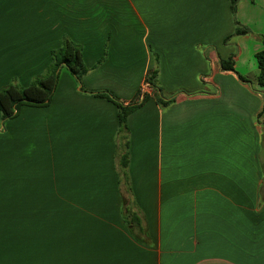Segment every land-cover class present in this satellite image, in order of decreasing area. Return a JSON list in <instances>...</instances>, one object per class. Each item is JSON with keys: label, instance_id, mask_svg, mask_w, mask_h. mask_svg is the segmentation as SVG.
<instances>
[{"label": "crops", "instance_id": "obj_1", "mask_svg": "<svg viewBox=\"0 0 264 264\" xmlns=\"http://www.w3.org/2000/svg\"><path fill=\"white\" fill-rule=\"evenodd\" d=\"M236 22L251 35L224 46ZM263 36L264 0H0V91L64 37L90 69L87 92L61 68L48 107L0 114V264H264ZM90 92L147 101L121 132Z\"/></svg>", "mask_w": 264, "mask_h": 264}, {"label": "trees", "instance_id": "obj_2", "mask_svg": "<svg viewBox=\"0 0 264 264\" xmlns=\"http://www.w3.org/2000/svg\"><path fill=\"white\" fill-rule=\"evenodd\" d=\"M231 3V10L233 14L236 13V8L240 0H229ZM251 32L249 29L236 22L235 33L226 38L223 41L224 46H228L233 37L237 36H249ZM262 43L264 45V36L262 37ZM258 63L259 74L257 77V83L259 86L264 88V50L256 54ZM220 66L222 71L235 72V61L233 57L227 60L220 59ZM67 68L68 71L73 75L79 84L81 91L87 92L83 88V78L89 73L90 69L86 66L82 47L77 43L73 42L70 38L64 37L62 45L59 49L52 52V62L46 69L45 73L39 77H35L28 87H21L17 84H11L0 91V114L2 126L14 118H17L20 114V110L23 106L34 107V108H45L48 107L53 99L56 92L57 85L59 82V75L61 68ZM159 68L157 67L154 71L149 72L146 77V82L149 86L157 92V102L167 107L171 105L175 97H167L160 87L159 81ZM241 82L250 84L251 81L244 76L238 75ZM96 97L106 99L114 103L118 108V121L121 132L126 130L128 117L144 105L147 101V96L144 95L139 103H130L124 105L112 94L105 92H90ZM264 112V107L263 111ZM128 156H123L121 160V166L124 168L127 166Z\"/></svg>", "mask_w": 264, "mask_h": 264}, {"label": "rangeland", "instance_id": "obj_3", "mask_svg": "<svg viewBox=\"0 0 264 264\" xmlns=\"http://www.w3.org/2000/svg\"><path fill=\"white\" fill-rule=\"evenodd\" d=\"M128 14V18L129 19H131V20H136V18L134 17V15H133V13H127ZM81 46V45H80ZM152 54H153V58H154V61H155V64H156V67H155V69L158 67H160V57H159V55L155 52V50H153L152 49ZM65 70H67L68 71V69L67 68H65V67H63ZM69 72V71H68ZM70 73V72H69ZM160 74V73H159ZM158 81H159V76H158ZM1 124H2V122H1Z\"/></svg>", "mask_w": 264, "mask_h": 264}]
</instances>
